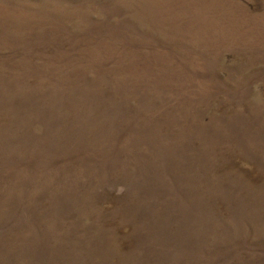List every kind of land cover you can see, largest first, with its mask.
<instances>
[{
  "label": "rangeland",
  "instance_id": "obj_1",
  "mask_svg": "<svg viewBox=\"0 0 264 264\" xmlns=\"http://www.w3.org/2000/svg\"><path fill=\"white\" fill-rule=\"evenodd\" d=\"M0 264H264V0H0Z\"/></svg>",
  "mask_w": 264,
  "mask_h": 264
}]
</instances>
